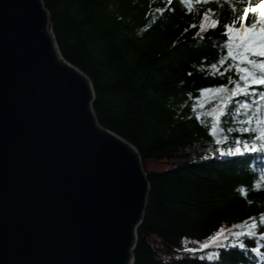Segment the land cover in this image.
I'll return each mask as SVG.
<instances>
[{
	"label": "trees",
	"instance_id": "obj_1",
	"mask_svg": "<svg viewBox=\"0 0 264 264\" xmlns=\"http://www.w3.org/2000/svg\"><path fill=\"white\" fill-rule=\"evenodd\" d=\"M42 1L62 57L92 83L97 122L135 147L147 172L149 193L133 264H264V242L256 237L264 238L261 157L255 152L212 155L223 146L217 139L238 134L227 133L228 127H241L264 107L245 109L240 105L244 98L233 97L224 106L232 110L217 117L224 94L199 92L236 77L234 69L225 71L231 59L220 42L226 37L219 29L200 32L198 26L242 15L232 11V5L240 10L245 0ZM204 12L209 13L208 21L203 20ZM193 24L197 27H190ZM221 56L224 64L218 62ZM214 62L217 69L210 67ZM161 165L171 167L154 169ZM248 217L257 223L255 237L230 238L227 247L200 249L221 227L229 235L243 232L246 226L232 225ZM253 246L260 253L252 252ZM193 248L198 251H188ZM209 252L218 255L209 260Z\"/></svg>",
	"mask_w": 264,
	"mask_h": 264
},
{
	"label": "water",
	"instance_id": "obj_2",
	"mask_svg": "<svg viewBox=\"0 0 264 264\" xmlns=\"http://www.w3.org/2000/svg\"><path fill=\"white\" fill-rule=\"evenodd\" d=\"M41 0H0V264H133L149 183Z\"/></svg>",
	"mask_w": 264,
	"mask_h": 264
},
{
	"label": "snow or ice",
	"instance_id": "obj_3",
	"mask_svg": "<svg viewBox=\"0 0 264 264\" xmlns=\"http://www.w3.org/2000/svg\"><path fill=\"white\" fill-rule=\"evenodd\" d=\"M167 3H171V0H166ZM185 4L189 3V0H183ZM206 2V0H205ZM164 8H157V12L163 13ZM190 10V9H189ZM212 11V10H209ZM232 11H239L242 15L234 17L232 19H225L221 22L219 19H211L207 28L205 23L199 24L200 32H207L208 28L219 29V35L226 37L220 42V47L227 49V57L231 59V63L225 71L229 68L235 70V77L228 76V84H221L214 87H203L199 89L201 94L204 93H222V111L216 113L217 117L224 116L227 111L232 110L231 108L225 109L224 106L228 105L233 97H243L240 101L242 108H257L264 107V89L257 90L256 87H249V85H261L264 86V0H259L258 3L252 4L249 0L248 6L237 10L235 5H232ZM251 13V15H249ZM203 20H209V13H203ZM192 28H196L197 25H190ZM184 31H188L185 28ZM219 64L225 63V57L219 58ZM212 69H217V63L210 65ZM191 75V73H189ZM223 75V73H221ZM228 85H232L229 87ZM233 107H235L233 105ZM236 112L241 111L240 107L235 108ZM199 115V113H198ZM255 124L254 127L251 125ZM247 124L249 126H243ZM213 134H215L216 124L211 125ZM221 131H225L223 128ZM227 133H238L237 135H223L220 139H217L215 143L217 145H223L213 151L212 155L220 156H244L246 153H254L258 151H264V112L256 117L249 116L247 121L242 122V126L233 129L228 127ZM240 134H248L242 136ZM246 194V193H245ZM251 203V201H249ZM261 221L264 222V213L260 214ZM247 220H252L251 224L247 223ZM247 220L232 225L233 228H242V231H232L229 234L228 229L221 227L214 236L207 238L203 243L200 244V249H207L210 247L209 241L213 242L214 246L227 247L225 243L232 239H239L242 236L255 237L256 232L253 229L257 228V223L252 217H248ZM261 236H264V231L260 232ZM197 243H199L197 241ZM235 246V245H234ZM241 249L245 248L244 243L238 245ZM188 251L196 253L198 250L193 248ZM251 251L254 253H260V249L253 246ZM214 253H207V259H213ZM264 257V253H260ZM204 259V257H201Z\"/></svg>",
	"mask_w": 264,
	"mask_h": 264
},
{
	"label": "bare ground",
	"instance_id": "obj_4",
	"mask_svg": "<svg viewBox=\"0 0 264 264\" xmlns=\"http://www.w3.org/2000/svg\"><path fill=\"white\" fill-rule=\"evenodd\" d=\"M42 1V0H41ZM42 3H43V1H42ZM43 5H44V3H43ZM45 7V6H44ZM57 45V44H56ZM57 57L59 58V59H61V57H62V55H61V53H60V51H59V49H58V46H57ZM73 66V65H72ZM78 69V68H77ZM83 73V72H82ZM87 77V76H86ZM88 78V77H87ZM89 79V78H88ZM90 81V80H89ZM90 83H91V81H90ZM91 85H92V83H91ZM92 88H93V86H92ZM92 106H93V104H92ZM101 126V125H100ZM102 127V126H101ZM103 128V127H102ZM105 129V128H104ZM107 130V129H106ZM109 131V130H108ZM110 132V131H109ZM111 133H113V132H111ZM115 134V133H114ZM118 136V135H117ZM120 137V136H119ZM135 148V147H134ZM139 157V160H140V163H141V165H142V161H141V158H140V155L138 156ZM143 170V173L145 174V176L147 177L148 175H147V172L145 171V169L143 168L142 169ZM147 170V169H146ZM148 180V179H147Z\"/></svg>",
	"mask_w": 264,
	"mask_h": 264
},
{
	"label": "rangeland",
	"instance_id": "obj_5",
	"mask_svg": "<svg viewBox=\"0 0 264 264\" xmlns=\"http://www.w3.org/2000/svg\"><path fill=\"white\" fill-rule=\"evenodd\" d=\"M64 60H65V59H64ZM138 155H139V154H138ZM141 167H142V169L144 168V167H143V164L141 165ZM163 167L170 168L171 166H170V165H167V166H166V165H161V167H160V166H158V167L155 166L154 169H160V170H161V169H163ZM145 168H146V167H145ZM151 168H152L151 166H150V167L148 166V169L151 170Z\"/></svg>",
	"mask_w": 264,
	"mask_h": 264
}]
</instances>
